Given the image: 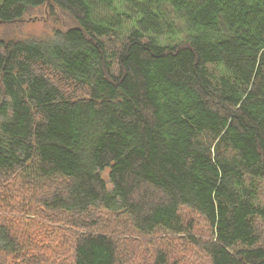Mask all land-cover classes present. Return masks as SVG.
Returning <instances> with one entry per match:
<instances>
[{"label": "trees", "instance_id": "1", "mask_svg": "<svg viewBox=\"0 0 264 264\" xmlns=\"http://www.w3.org/2000/svg\"><path fill=\"white\" fill-rule=\"evenodd\" d=\"M262 185L264 0H0V264H264Z\"/></svg>", "mask_w": 264, "mask_h": 264}, {"label": "rangeland", "instance_id": "2", "mask_svg": "<svg viewBox=\"0 0 264 264\" xmlns=\"http://www.w3.org/2000/svg\"><path fill=\"white\" fill-rule=\"evenodd\" d=\"M26 23H19L11 26L9 30H11V33H22L19 31L22 27L24 31H31L34 33H44V35H48L52 32V30L55 27H65L67 25H70V22H68V19L65 16H62L61 14H56L54 16H49L46 19V13L45 8L41 7L38 10H34L31 13L28 14V17L24 19ZM13 29V30H12ZM108 171H104L103 176L108 179ZM262 188V195H261V202L264 201V185L261 186ZM260 191V192H261Z\"/></svg>", "mask_w": 264, "mask_h": 264}]
</instances>
